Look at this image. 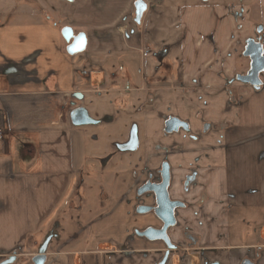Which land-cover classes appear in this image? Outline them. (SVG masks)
Wrapping results in <instances>:
<instances>
[{"label":"crops","instance_id":"1","mask_svg":"<svg viewBox=\"0 0 264 264\" xmlns=\"http://www.w3.org/2000/svg\"><path fill=\"white\" fill-rule=\"evenodd\" d=\"M137 1L0 4V262L16 253L14 264H30L48 238L46 264L161 262V241L75 244L80 233L53 243L55 215L88 159L91 135L73 124L72 112L86 108L101 127L97 139L116 144L123 139L115 132L131 130L141 95L145 166L154 170L167 160L170 195L187 203L170 231L182 249L167 264H241L259 246L264 264V84L257 90L237 80L250 69L243 53L264 23V2L256 12L253 0L195 2L176 11L144 0L136 23ZM65 27L86 34L85 51L68 53ZM170 117L190 130L166 133ZM191 172L198 178L186 192Z\"/></svg>","mask_w":264,"mask_h":264},{"label":"rangeland","instance_id":"2","mask_svg":"<svg viewBox=\"0 0 264 264\" xmlns=\"http://www.w3.org/2000/svg\"><path fill=\"white\" fill-rule=\"evenodd\" d=\"M161 1L163 2L160 6L161 9L172 8L176 11L195 2L199 4H213L225 1L227 3L241 2L240 0H210L208 2L202 0ZM13 2L21 3L22 0H0V4L8 3L9 5ZM172 4L173 7L171 6ZM152 6L154 7L155 5ZM257 6V0H253L255 12ZM148 15V13L145 15L146 17L143 21L145 24ZM156 53L152 52V55H156ZM144 62V59H142L141 63L140 60L136 63L134 62L139 65V71L143 70ZM135 83L139 85V89L143 87L142 81H133L134 85H136ZM136 97L135 95L133 126H139V111L145 102L140 98L141 95H138V100ZM82 128L91 135L86 143L88 159L74 193H66L65 209L59 208L55 215L56 219L53 228L56 230V237L53 239V243L56 241L58 243L61 237L70 239L71 237H77L80 233L83 234L80 239L75 241V244L89 241V244L93 245L100 240L117 241L119 239L125 242L130 240L136 229L144 230L149 226H158L159 221L153 213L146 215H137L135 213L136 205L143 203V201H137V194L134 190L145 181L148 172L152 170L145 166V158L142 154V132L138 133L140 138L138 149L124 152L120 150L119 146L128 142L130 130L126 133L115 132L114 135L123 139L115 144L107 140L97 139L102 135L100 133L101 127L85 125ZM49 235L50 232L45 236V240ZM133 241L149 242L147 239L137 236L129 242ZM30 264H34L33 260L30 261Z\"/></svg>","mask_w":264,"mask_h":264},{"label":"water","instance_id":"3","mask_svg":"<svg viewBox=\"0 0 264 264\" xmlns=\"http://www.w3.org/2000/svg\"><path fill=\"white\" fill-rule=\"evenodd\" d=\"M208 1V0H203ZM136 8V22L141 23L144 12L147 9V3L144 0H138L135 4ZM63 37L68 43L67 51L69 54L74 55L85 51L87 48V37L85 33L75 34L72 27H65L62 30ZM243 55L248 57L251 61L250 69L245 74L237 75V80L251 84L255 89L259 90L262 85L261 73L264 72V55L262 44L254 40H249L247 46L245 47ZM72 122L75 126H85L94 125L98 123V120L94 119L86 108H78L74 110L71 114ZM181 128L184 130H189V123L183 122L178 117H170L166 122L165 131L167 133H174L179 131ZM138 147V137L136 135V130L131 132L130 139L128 142L121 144L119 146L122 151H134ZM163 181L160 184H147L139 188L137 193L139 196L147 193L154 192L156 196L157 206L151 207L146 205H140L137 208L138 214H147L151 211L163 222L161 228L148 227L144 230H136L135 234L132 236L145 238L151 242L161 241L166 247L167 251L165 257L159 264H166L170 252L176 249V245L173 244L171 238L168 234L170 227L176 225V215L175 209L179 207H184V203L181 201H173L169 196V186L171 184V167L168 162L163 164L162 168ZM196 175L189 176L185 182V188L188 189L190 184L195 179ZM51 238H48L43 246L39 250V254L33 258L34 264H46L47 262V250ZM16 261V253H14L10 258L1 262L0 264H14ZM219 264V263H213Z\"/></svg>","mask_w":264,"mask_h":264},{"label":"flooded vegetation","instance_id":"4","mask_svg":"<svg viewBox=\"0 0 264 264\" xmlns=\"http://www.w3.org/2000/svg\"><path fill=\"white\" fill-rule=\"evenodd\" d=\"M208 1H210V0H208ZM208 1H205V2H208ZM254 1H255V0H254ZM263 2H264V0H257V4H258V5H259L260 3H263ZM252 4H253V3H252ZM257 35H258L257 40H254V41H256V42H260V43L262 44V49H263V41H264V24H263V22H260V23L258 24V26H257ZM250 40H253V39H250ZM248 41H249V40H248ZM248 41H247V42H248ZM246 46H247V43H246ZM246 46H245V47H246ZM250 64H251V61H250ZM263 73H264V72L261 73V80H262V74H263ZM263 84H264V82H263V80H262V85H261L260 89L262 88ZM134 128H135V130H136V135H137V137H138V146H139V144H140V138H139V136H138V133H139L138 126H132V127H131V130H130V132H129V137L131 136V132L134 130ZM165 128H166V125H165ZM181 129H182V128H181ZM189 130H190V128H189ZM189 130H188V131H189ZM165 132H166V131H165ZM166 133H167V132H166ZM171 134H172V133H171ZM137 149H138V147H137ZM137 149H136V150H137ZM121 151H122V150H121ZM134 151H135V150H134ZM124 152H127V151H124ZM165 162H168V161L165 160V161L161 164V166H160L159 168L154 169V170H150V171L148 172L147 176H146L145 181H144L141 185H139V186L134 190V191H136V194H137V199H138L137 201H138V202H139V201H143V203H140L139 205H136L135 213H136L137 215H146V214H138V213H137V208H138L140 205H146V206H151V207H156V206H157L156 196H155L154 192H147V193H145V194L139 196L138 193H137V191H138L139 188H141V187H143L144 185H147V184H149V183H151V184H160V183L163 181V177H162V168H163V164H164ZM168 163H169V162H168ZM170 167H171V165H170ZM194 175H196L195 179H194L193 182L190 184L189 188L186 189V188H185V182H186L187 178H188L189 176H194ZM197 178H198V174H197L196 172H191L190 174H188V175L186 176V178L184 179V181H183V188H184V191L188 192V191L190 190V188L192 187V185L197 181ZM172 182H173V178H172V169H171V184H170L169 189H168V191H169V196H170L171 200H173V201H181V202H183V203L185 204L184 207H179V208L175 209V215H176V220H177V223H176L175 226H177V224H178V219H177L178 211H179L180 209H184V208H186V207H187V203L184 202L183 200L173 199V198L171 197V195H170V190H171V187H172ZM149 213H153V214L155 215V213H154L153 211H151V212H149ZM149 213H147V214H149ZM155 217H156L157 220L159 221V225H158V226H149V227L161 228V227L163 226V222H162V221H161L156 215H155ZM175 226H173V227H175ZM173 227H170L169 230H168V234H169L170 238H171V234L169 233V231H170ZM147 228H148V227H147ZM136 230H138V229H136ZM136 230H134V234H135V231H136ZM134 234H132L131 237H132ZM134 237H136V236H134ZM186 237H187V239L189 240V242H191V243H196V242H197V238L194 237V236H192V235H190V234H187ZM171 241L173 242V244L176 245V249H174V250H172V251L170 252V255H169V257H168V260H167L166 264L168 263V261L170 260V258L172 257V255H173L174 252H178V251H180V250L182 249V248L180 247L179 244H177V243H175V242L173 241L172 238H171ZM162 243H163V242H162ZM163 244H164V243H163ZM164 246H165V250H164V253H163V258L165 257V254H166V251H167V247H166L165 244H164ZM262 249H263V248H262L261 246H259L258 248H256V254H255V257H252V256L248 255V256H246V257L241 261V264H259V262H260L259 260H260V258H261V256H262V252H261ZM163 258H162V260H163ZM1 261H2V260H1ZM3 261H4V260H3ZM3 261H2V262H3ZM0 263H1V262H0ZM213 263H219V264H222L221 262H207L206 264H213Z\"/></svg>","mask_w":264,"mask_h":264},{"label":"built area","instance_id":"5","mask_svg":"<svg viewBox=\"0 0 264 264\" xmlns=\"http://www.w3.org/2000/svg\"><path fill=\"white\" fill-rule=\"evenodd\" d=\"M5 138V130L3 127V115L0 112V142H2Z\"/></svg>","mask_w":264,"mask_h":264}]
</instances>
